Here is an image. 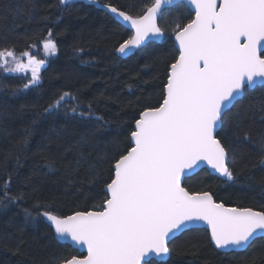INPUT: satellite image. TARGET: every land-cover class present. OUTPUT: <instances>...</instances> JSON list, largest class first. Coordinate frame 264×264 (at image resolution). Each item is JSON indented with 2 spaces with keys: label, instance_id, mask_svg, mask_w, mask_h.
I'll use <instances>...</instances> for the list:
<instances>
[{
  "label": "trees",
  "instance_id": "1",
  "mask_svg": "<svg viewBox=\"0 0 264 264\" xmlns=\"http://www.w3.org/2000/svg\"><path fill=\"white\" fill-rule=\"evenodd\" d=\"M152 2L97 0L133 16ZM191 19L183 4L162 11V41L121 59L116 48L130 32L102 10L78 1L62 6L58 0H0V49L11 48L18 57L33 52L49 30L57 44L40 82L27 90L23 84L28 78L0 68V193L8 182L9 196L24 197L9 201L0 195V264H58L78 255L55 241L45 219L26 220L23 209L51 204L54 213L71 215L99 208L111 164L126 154L135 120L162 102L167 65L178 55L174 31ZM64 92L71 97L63 108L45 117V107ZM73 107L84 117L72 113ZM95 117L103 119L97 122ZM224 133L232 137L225 147L234 181L201 170L183 186L210 192L226 207L264 211V149L259 147L264 139V87L244 91L224 117L221 138ZM245 133L249 141L242 139ZM169 248L166 264H264V238L244 252L223 254L206 231L189 230Z\"/></svg>",
  "mask_w": 264,
  "mask_h": 264
},
{
  "label": "snow or ice",
  "instance_id": "2",
  "mask_svg": "<svg viewBox=\"0 0 264 264\" xmlns=\"http://www.w3.org/2000/svg\"><path fill=\"white\" fill-rule=\"evenodd\" d=\"M70 2L58 0L62 6ZM172 3L153 0L136 16L103 4L117 23L130 30L116 52L125 56L162 38L164 30L157 18L162 6ZM187 3L194 9V19L174 31L178 55L167 65L162 102L146 108L135 120L126 154H119L111 164L103 203L98 209L71 215L54 213L51 204L35 203L23 209L26 220L41 217L57 238L77 249L86 248V256L71 255L58 264H157L152 257L166 264L170 241L200 222L207 225L216 249H246L264 234V211L226 207L210 192H192L182 186V177L202 163L227 181L235 179L226 163L225 144L232 137L224 133L221 138V132L234 101L257 80L264 82V0ZM42 48L45 56L57 52L50 30ZM45 64L44 58L30 51L18 57L11 48L0 49V68L30 73L25 90L40 82ZM70 97L64 92L55 98L45 107V117L56 115ZM71 112L85 115L76 107ZM88 115L94 113L89 110ZM242 139L249 141V134ZM259 147L264 149V139ZM9 190L4 182L0 195L9 201L24 199L9 196Z\"/></svg>",
  "mask_w": 264,
  "mask_h": 264
},
{
  "label": "water",
  "instance_id": "3",
  "mask_svg": "<svg viewBox=\"0 0 264 264\" xmlns=\"http://www.w3.org/2000/svg\"><path fill=\"white\" fill-rule=\"evenodd\" d=\"M74 1H78V2H82V3H84V4H87V5H91V6L95 7L96 9H98V10H102V11H104V12H106V13H108L109 15L112 16L111 13L107 12V10L104 9V8L102 7V5H100V4H98V3H96V4H89V3L87 2V0H71V2H74ZM71 2H70V3H71ZM178 4H183V5L186 7V9L190 12V14L193 16L192 19H194V9H193V8L187 3V0H173V3H172V4L162 6L161 11H160V14L162 13V11H164V10H166V9H170V8H172L173 6H176V5H178ZM160 14H159V16H160ZM159 16H158V17H159ZM114 20H115V19H114ZM115 21H116V20H115ZM157 23H158V18H157ZM118 24H119V23H118ZM122 27L125 28L126 30H128V31L130 32V30H129L126 26H122ZM162 39H163V37L160 38L159 40H155V41H151V42H146L145 45H147L148 43H153V42H161ZM173 44H174L175 49H176V51H177V53H178V48H177V45H176V42H175V36L173 37ZM145 45H143L141 48H143ZM138 50H139V49L133 50L132 52H130L128 55H125V56H121L118 52H116V56L119 57V58H121V59H126V58H128V57L134 55L135 52H137ZM256 87H264V82H262V81H260V80H257V82H256L254 85H252L251 87L246 88V90H247V91H251V90H253V89L256 88ZM243 94H244V93H243ZM243 94H242V96L239 97L236 101L240 100V99L243 97ZM236 101H234V103H235ZM231 108H232V107H231ZM226 161H227V160H226ZM201 170H205L206 172H208L209 175H211V176H213V177H217V178H221V179H225V180H226V178H224V177H220L218 173H215L212 169L208 168L205 164L202 163L199 167H197V168H195L193 171L189 172L185 177H182V186H183V182H184V180L193 177L194 175H196V174H197L198 172H200ZM105 190H106V188H105ZM47 223H48V222H47ZM189 230H204V231L207 232V234H208V236H209V239H210V231L208 230L207 225L204 224L203 222H200V223H197V224H194V225H190V226H189V229L186 230V231H189ZM186 231H184V232H186ZM184 232H183V233H184ZM52 233H53L54 239H55V241H56L57 243H59V244H61V245H67V246H69L71 249H73L74 251H76V252L78 253L79 256H86V255H87V250H86V248L77 249L76 246L72 245L70 241H62V240H60L59 238H57V237L55 236V234H54V230H52ZM183 233L179 234L176 238H178V237H179L180 235H182ZM176 238H174V239H176ZM260 238H264V234H261V235L257 236L254 240H252V242L255 241L256 239H260ZM174 239H173V240H174ZM173 240H171L170 243H171ZM210 242H211V241H210ZM252 242H251V244H252ZM170 243H169V244H170ZM211 244H212L213 247L215 248L214 244H213V243H211ZM251 244H250V245H251ZM250 245H249V246H250ZM249 246H248V247H249ZM248 247H247V248H248ZM247 248H246V249H235V250H233V249L223 250V249H216V248H215V249H216L217 251H219L220 253L228 254V253H241V252L246 251ZM168 258H169V256L166 258V262H167ZM152 259L156 260V262L159 263V258L152 257Z\"/></svg>",
  "mask_w": 264,
  "mask_h": 264
},
{
  "label": "rangeland",
  "instance_id": "4",
  "mask_svg": "<svg viewBox=\"0 0 264 264\" xmlns=\"http://www.w3.org/2000/svg\"><path fill=\"white\" fill-rule=\"evenodd\" d=\"M32 53L35 54V55H37L38 58H44L46 60V63H47V61L50 58H52L54 56V55L45 56L42 46H39L38 48H33V52ZM45 66H46V64H45ZM45 66L41 69V72L45 68ZM19 74L22 75V76H24V77H26V78H28V79H30V73H27V74L19 73ZM36 85H34V86H36Z\"/></svg>",
  "mask_w": 264,
  "mask_h": 264
}]
</instances>
